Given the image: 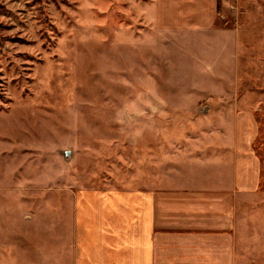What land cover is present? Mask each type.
I'll return each instance as SVG.
<instances>
[{
  "label": "rangeland",
  "instance_id": "obj_1",
  "mask_svg": "<svg viewBox=\"0 0 264 264\" xmlns=\"http://www.w3.org/2000/svg\"><path fill=\"white\" fill-rule=\"evenodd\" d=\"M229 83L264 109V0H0V264L68 259L79 194L141 187Z\"/></svg>",
  "mask_w": 264,
  "mask_h": 264
},
{
  "label": "crops",
  "instance_id": "obj_2",
  "mask_svg": "<svg viewBox=\"0 0 264 264\" xmlns=\"http://www.w3.org/2000/svg\"><path fill=\"white\" fill-rule=\"evenodd\" d=\"M228 86L214 129L151 153L141 187L79 194L54 264H264V109Z\"/></svg>",
  "mask_w": 264,
  "mask_h": 264
},
{
  "label": "trees",
  "instance_id": "obj_3",
  "mask_svg": "<svg viewBox=\"0 0 264 264\" xmlns=\"http://www.w3.org/2000/svg\"><path fill=\"white\" fill-rule=\"evenodd\" d=\"M263 124H264V122H263ZM261 130H262V132L264 131V125L262 126ZM262 136H263V133H262ZM263 161H264V159H263Z\"/></svg>",
  "mask_w": 264,
  "mask_h": 264
}]
</instances>
